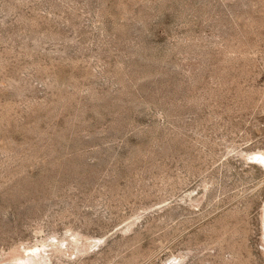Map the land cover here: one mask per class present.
<instances>
[{
	"label": "rangeland",
	"instance_id": "rangeland-1",
	"mask_svg": "<svg viewBox=\"0 0 264 264\" xmlns=\"http://www.w3.org/2000/svg\"><path fill=\"white\" fill-rule=\"evenodd\" d=\"M8 262L264 264V0H0Z\"/></svg>",
	"mask_w": 264,
	"mask_h": 264
},
{
	"label": "bare ground",
	"instance_id": "bare-ground-1",
	"mask_svg": "<svg viewBox=\"0 0 264 264\" xmlns=\"http://www.w3.org/2000/svg\"><path fill=\"white\" fill-rule=\"evenodd\" d=\"M260 157H262L261 155H260ZM74 240H73V244L74 245H76L77 246V244L81 241V237L79 236V235H74V238H73ZM72 243V242H71ZM48 245H45V247H47ZM80 248V247H79ZM58 251H60V250H58ZM81 251V250H80ZM49 252H54L53 250H48V253Z\"/></svg>",
	"mask_w": 264,
	"mask_h": 264
},
{
	"label": "water",
	"instance_id": "water-1",
	"mask_svg": "<svg viewBox=\"0 0 264 264\" xmlns=\"http://www.w3.org/2000/svg\"><path fill=\"white\" fill-rule=\"evenodd\" d=\"M5 264H14V263H10V262H8V263H5Z\"/></svg>",
	"mask_w": 264,
	"mask_h": 264
}]
</instances>
